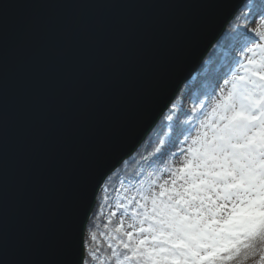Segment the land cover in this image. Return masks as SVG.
Returning <instances> with one entry per match:
<instances>
[{
    "label": "snow or ice",
    "instance_id": "snow-or-ice-1",
    "mask_svg": "<svg viewBox=\"0 0 264 264\" xmlns=\"http://www.w3.org/2000/svg\"><path fill=\"white\" fill-rule=\"evenodd\" d=\"M30 7L9 0L0 4L5 45L20 10ZM237 19L243 23L232 31L237 39L246 38L237 61L242 70L221 84L213 69H205L199 76L205 88L214 82L212 94L183 109L176 101L195 79L185 67L152 121L155 127L163 116L168 133L181 115L191 125L189 136L181 133L173 145L179 149L174 157H184L181 166L153 169L152 153L136 140L92 177L86 194L63 205L57 231L68 258L59 264H264V0H252L242 16L233 10L226 26ZM106 32L85 26L61 36L32 34L17 105L15 155L10 154L13 86L5 49L0 264H38L29 250L43 218L59 118L75 111L87 71L94 67L91 52L102 46ZM133 164L137 169L125 174Z\"/></svg>",
    "mask_w": 264,
    "mask_h": 264
},
{
    "label": "water",
    "instance_id": "water-1",
    "mask_svg": "<svg viewBox=\"0 0 264 264\" xmlns=\"http://www.w3.org/2000/svg\"><path fill=\"white\" fill-rule=\"evenodd\" d=\"M245 1L9 0L32 6L20 10L6 45L0 35V81L7 49L13 86L9 98L12 155L20 136L17 105L32 34L61 36L85 26L107 29L102 46L91 52L94 67L87 71L75 111L59 118L41 204L43 218L30 259L59 264L68 258L57 231L63 205L86 194L96 173L136 140H144L175 79L185 67V74L198 70L225 30L229 15Z\"/></svg>",
    "mask_w": 264,
    "mask_h": 264
},
{
    "label": "trees",
    "instance_id": "trees-1",
    "mask_svg": "<svg viewBox=\"0 0 264 264\" xmlns=\"http://www.w3.org/2000/svg\"><path fill=\"white\" fill-rule=\"evenodd\" d=\"M251 2L252 0H246L243 5L245 6ZM242 9L243 7H241L238 11L240 15L241 11H243ZM241 23L240 19H237L234 20L230 26H226L219 39L215 42L209 52L202 59L198 70L202 69V71H204L205 69L211 67V69H213L214 78L219 74V69H217V66L220 63V56L223 54V49L227 48L229 45L234 44L236 33L232 31V29H235L237 25ZM230 55L237 56L236 53H234V50L230 51ZM194 77L195 79L194 81H192L191 87L185 90L184 95L176 101L179 106H182V108H185L183 106H185L187 99L192 101V103L198 102L199 96L201 97L204 92H207V90L209 89V87H204L199 74ZM187 106L188 109L190 107V103H188ZM186 124V118L181 115L179 123L174 122L172 125V132L168 133V125L164 121V117L161 116L155 127H153L151 131L147 134V136L144 138L141 147L142 150L146 149L147 153H152L153 169H162V167L168 164L169 155H171L178 149L173 147L174 143L172 140H175L177 136H180ZM165 135H168V139L165 141L164 145H160L159 140L162 139ZM156 147H161V153H155ZM136 169V165H129L127 168V173L125 174L131 173ZM153 169H149V171H152ZM101 230H103L102 226ZM244 264H252V261H246L244 262Z\"/></svg>",
    "mask_w": 264,
    "mask_h": 264
},
{
    "label": "rangeland",
    "instance_id": "rangeland-1",
    "mask_svg": "<svg viewBox=\"0 0 264 264\" xmlns=\"http://www.w3.org/2000/svg\"><path fill=\"white\" fill-rule=\"evenodd\" d=\"M245 6L244 5L242 6L243 7L242 10L245 9ZM241 16H242V11H241ZM241 22L243 23L242 19H240V23ZM245 39H246L245 37H240L238 39L235 38L233 45H229L227 48L223 49L224 50L223 54L220 56V63H219L220 66L219 65L217 66L218 67L217 69H219V71H218L219 74L214 78V81L215 80H219L220 83L222 84L223 83V79L222 78H230L231 75L233 74V72L242 70V69L239 68V65L237 64V61L242 56L241 48L243 46V43H244ZM233 50H234V53H236L237 56L230 55V51H233ZM223 63H224V66L222 67ZM221 67H222V69H221ZM203 72L204 71H202V69H199V70H197V73L194 76H196L197 74H201ZM192 81H194V79ZM213 88H214V82H213V86L209 87L207 92H204V94L201 97L199 96L198 100L204 99L206 95L210 96L212 94V92H213ZM216 93L217 94L219 93V89H216ZM188 103H190V106H191L192 101L187 99V102L185 103V106H183V107H185L187 109V107H188L187 104ZM185 108H183V109H185ZM190 128H191V125L187 123L185 125V128L182 131L184 136H189L188 129H190ZM178 137H180V136H177L175 140H172L173 143H175V141L177 140ZM163 139L166 141L168 139V135H165L163 137ZM189 143H190V138H189ZM187 146L188 145H184V147H187ZM178 150L179 149H177L176 151H178ZM183 160H184L183 156L179 157L178 159L175 158L174 157V152H173L171 155H169L168 164L166 166L162 167V169L167 168V167H173V168L179 167V166H181V162Z\"/></svg>",
    "mask_w": 264,
    "mask_h": 264
},
{
    "label": "bare ground",
    "instance_id": "bare-ground-1",
    "mask_svg": "<svg viewBox=\"0 0 264 264\" xmlns=\"http://www.w3.org/2000/svg\"><path fill=\"white\" fill-rule=\"evenodd\" d=\"M224 66V63H223V65H222V67Z\"/></svg>",
    "mask_w": 264,
    "mask_h": 264
}]
</instances>
